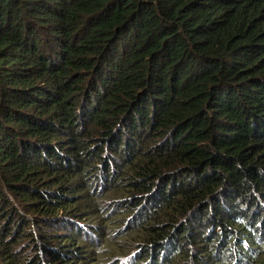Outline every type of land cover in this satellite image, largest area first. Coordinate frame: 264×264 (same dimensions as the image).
I'll return each instance as SVG.
<instances>
[{"label":"trees","instance_id":"trees-1","mask_svg":"<svg viewBox=\"0 0 264 264\" xmlns=\"http://www.w3.org/2000/svg\"><path fill=\"white\" fill-rule=\"evenodd\" d=\"M0 264H264V0H0Z\"/></svg>","mask_w":264,"mask_h":264},{"label":"rangeland","instance_id":"rangeland-1","mask_svg":"<svg viewBox=\"0 0 264 264\" xmlns=\"http://www.w3.org/2000/svg\"><path fill=\"white\" fill-rule=\"evenodd\" d=\"M41 250V249H40Z\"/></svg>","mask_w":264,"mask_h":264}]
</instances>
